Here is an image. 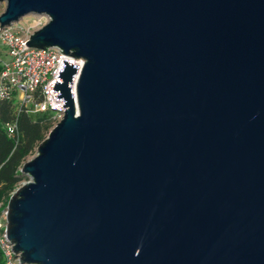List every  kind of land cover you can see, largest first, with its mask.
Here are the masks:
<instances>
[{
	"label": "water",
	"instance_id": "95a60500",
	"mask_svg": "<svg viewBox=\"0 0 264 264\" xmlns=\"http://www.w3.org/2000/svg\"><path fill=\"white\" fill-rule=\"evenodd\" d=\"M0 5L85 62L6 207L22 264H264V0Z\"/></svg>",
	"mask_w": 264,
	"mask_h": 264
},
{
	"label": "built area",
	"instance_id": "2783aa9c",
	"mask_svg": "<svg viewBox=\"0 0 264 264\" xmlns=\"http://www.w3.org/2000/svg\"><path fill=\"white\" fill-rule=\"evenodd\" d=\"M34 19L32 29L37 31L46 26L50 19L47 15H31ZM19 23L10 27L0 26V104L13 102L20 114L25 112L31 115L52 112L56 120L60 122L66 111L63 101L56 100L54 92L56 82L64 83L59 79L63 60L78 67L72 87V95L77 99V83L84 60L64 55L58 48L47 50L32 48L26 45L30 36L35 32L25 28ZM1 121V116H0ZM10 137L17 135V122L6 126ZM14 245L10 244L7 237L6 211L0 218V248L2 250L5 264H22L16 256Z\"/></svg>",
	"mask_w": 264,
	"mask_h": 264
},
{
	"label": "trees",
	"instance_id": "16d2710c",
	"mask_svg": "<svg viewBox=\"0 0 264 264\" xmlns=\"http://www.w3.org/2000/svg\"><path fill=\"white\" fill-rule=\"evenodd\" d=\"M16 107L13 102L0 104V218L3 217L13 192L29 181L21 173L23 164L36 153L56 121V115L52 112L19 114ZM14 122H17V135L10 137L6 126ZM0 264H5L1 248Z\"/></svg>",
	"mask_w": 264,
	"mask_h": 264
},
{
	"label": "rangeland",
	"instance_id": "374dc122",
	"mask_svg": "<svg viewBox=\"0 0 264 264\" xmlns=\"http://www.w3.org/2000/svg\"><path fill=\"white\" fill-rule=\"evenodd\" d=\"M4 9H5V5H0V14L4 11ZM33 21H34V19L32 18V17H25L24 19H22L21 20V25H23L25 28H30V29H32L31 27H32V25H34L33 24ZM34 29V28H33ZM32 29V31H35V30H33ZM59 122H58V120H56V121H54V123H53V127H52V129L58 124ZM52 129H51V131H52ZM36 154V153H35ZM35 154L34 155H32L30 158H29V160L30 159H32L34 156H35ZM26 182H28V181H26ZM25 183V182H24Z\"/></svg>",
	"mask_w": 264,
	"mask_h": 264
}]
</instances>
